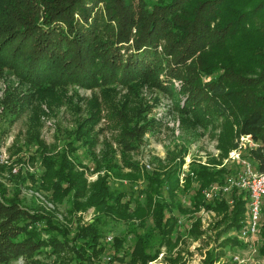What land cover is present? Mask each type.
<instances>
[{
	"label": "trees",
	"instance_id": "trees-1",
	"mask_svg": "<svg viewBox=\"0 0 264 264\" xmlns=\"http://www.w3.org/2000/svg\"><path fill=\"white\" fill-rule=\"evenodd\" d=\"M4 70L34 88L22 97L17 87L5 83L1 102L7 112L19 116L38 97L39 86L101 87L102 104L94 100L97 108L90 110L91 122L98 118V106L103 107L111 111L109 118L120 124L119 130L129 135L145 122L136 125L137 120L129 118L133 111H125L126 104L116 109L113 97L106 94L108 85L128 87L137 81L169 91L173 97L180 93V112L192 116L194 123L209 127L230 122L235 130L229 137L248 134L257 143L249 149V161L257 170L264 168V0H0V73ZM206 74L209 78L203 81L201 76ZM173 79L179 82L177 91ZM86 129L78 124L72 138L80 139ZM81 141L91 144L85 138ZM54 159L40 160L41 182L53 198L71 190L74 196L85 195L87 204L101 206L111 218L130 215L127 202L120 201L125 190L108 192L107 172L86 187L69 158L61 153ZM125 166L133 171L130 178L121 174L123 178L132 179L135 173L143 179L134 198L146 207H159L161 202L157 198L154 204L153 194L174 197L175 166L162 173L141 174L136 163L125 162ZM110 167L104 163L103 168ZM221 170L203 165L190 168L200 185ZM16 199L0 197V263L42 251L45 245L51 251L66 247L62 226L43 210L20 207ZM243 203L240 195L234 198L236 226L242 224ZM94 226L82 227L80 236H96ZM74 238L80 237L76 233Z\"/></svg>",
	"mask_w": 264,
	"mask_h": 264
},
{
	"label": "rangeland",
	"instance_id": "rangeland-1",
	"mask_svg": "<svg viewBox=\"0 0 264 264\" xmlns=\"http://www.w3.org/2000/svg\"><path fill=\"white\" fill-rule=\"evenodd\" d=\"M0 74V197H16L20 207L43 210L42 214L63 227L67 242L65 248L51 251L45 245L42 251L0 264H264V206L256 235L245 240L239 236L234 211V198L240 195L245 203V195L235 187L225 191L219 187L239 169L236 154L251 160L249 149L257 143L248 134L229 137L235 130L230 122L209 127L194 123L192 116L180 112L182 94L173 97L169 91L137 81L128 87L110 84L106 93L113 97L116 109L126 104L125 111H133L129 118L137 120L136 125L145 122L132 135L119 130L120 124L109 118L110 110L100 106L97 120L91 122L90 110L97 108L94 100L102 104L101 87L39 86L35 89L38 97L18 116L2 108L5 83L17 87L22 97L34 88L6 70ZM201 78L205 81L209 75ZM172 82L177 91L178 80ZM78 124L87 131L80 139L72 138ZM84 138L91 144H84ZM61 153L81 172L86 187L107 172L108 192L125 190L120 201L127 202L130 215L111 218L101 206L87 204L85 195L74 196L71 190L53 198L41 182L40 160L45 156L56 160ZM125 162L136 163L140 174L147 170L162 173L175 166L174 197L160 192L152 195L154 204L157 198L161 202L158 208L143 205V200L134 197L144 181L135 173L132 179L123 178L121 174L128 173L130 178L133 171ZM104 163L114 169L106 170ZM197 165L222 170L200 185L190 171ZM212 185L219 191L206 197L203 192ZM88 225L97 229V235L84 239L79 231ZM76 233L80 238H74ZM75 248L87 259H81Z\"/></svg>",
	"mask_w": 264,
	"mask_h": 264
},
{
	"label": "built area",
	"instance_id": "built-area-1",
	"mask_svg": "<svg viewBox=\"0 0 264 264\" xmlns=\"http://www.w3.org/2000/svg\"><path fill=\"white\" fill-rule=\"evenodd\" d=\"M0 85V91H1ZM239 169L229 179V182L223 186H219L220 190L225 191L230 187H235L245 193V203L242 224L239 228V236L245 240L256 235L262 209L264 206V168L257 170L255 166L247 159L239 158ZM1 157V153H0ZM147 167L148 164L145 163ZM13 171L15 168L12 169ZM218 188L212 185L209 189L204 190V195L207 197L212 192L218 193Z\"/></svg>",
	"mask_w": 264,
	"mask_h": 264
}]
</instances>
